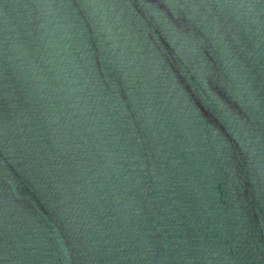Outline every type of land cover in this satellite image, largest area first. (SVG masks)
I'll use <instances>...</instances> for the list:
<instances>
[{
  "label": "water",
  "instance_id": "1",
  "mask_svg": "<svg viewBox=\"0 0 264 264\" xmlns=\"http://www.w3.org/2000/svg\"><path fill=\"white\" fill-rule=\"evenodd\" d=\"M0 264H264V0H0Z\"/></svg>",
  "mask_w": 264,
  "mask_h": 264
}]
</instances>
